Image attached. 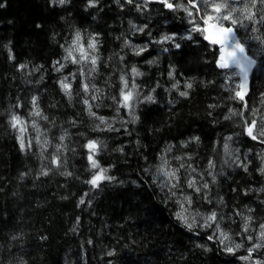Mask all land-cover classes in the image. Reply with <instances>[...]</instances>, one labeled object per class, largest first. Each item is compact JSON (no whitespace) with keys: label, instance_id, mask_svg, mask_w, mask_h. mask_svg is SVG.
<instances>
[{"label":"trees","instance_id":"16d2710c","mask_svg":"<svg viewBox=\"0 0 264 264\" xmlns=\"http://www.w3.org/2000/svg\"><path fill=\"white\" fill-rule=\"evenodd\" d=\"M262 8L254 9L257 18ZM187 19L146 0H98L95 7L88 0H0V264H264V247L253 248L264 224V23L244 22L258 29L245 28L257 49L237 29L256 60L240 101L232 98L238 76L217 68L218 52L199 33L182 38L191 28ZM77 32L85 46L98 41L97 70L90 75V64L65 59ZM165 35L174 41L158 43ZM139 48L147 50L137 55ZM132 67L142 75L133 76ZM121 76L137 85L131 114L117 103ZM65 77L71 99L60 87ZM82 83L89 84L87 93ZM149 95L154 102L144 100ZM33 97L47 120L31 115ZM84 99L104 124L88 115ZM13 115L26 122L23 150ZM252 121L255 140L246 134ZM89 140L98 142L94 158L113 178L98 187L86 183L99 171L87 159ZM163 160L168 170L184 164L176 196L160 187ZM193 178L199 193L187 187ZM177 200L203 218L215 211L231 241L220 244L216 225L202 226L200 219L189 230L176 218ZM245 217H251L247 232ZM234 242L242 246L225 251Z\"/></svg>","mask_w":264,"mask_h":264},{"label":"snow or ice","instance_id":"6c2138e0","mask_svg":"<svg viewBox=\"0 0 264 264\" xmlns=\"http://www.w3.org/2000/svg\"><path fill=\"white\" fill-rule=\"evenodd\" d=\"M54 2H57V0H54ZM119 2V0H117ZM128 3H132L133 0H127ZM156 2L162 4L165 8L176 12V11H182L187 19V23L191 25V28L188 30V35L186 37H182L184 39L191 40L192 33H199V35L203 38L204 41H207L209 46L213 47L214 51L218 52V56L216 58V65L218 68L222 70H237L234 71L232 74L240 76L242 79V82L237 86L240 91L235 92V96L232 97L233 99L238 98L240 101L245 100L246 92L244 89L246 88V81H247V75L249 69L252 67V65L255 63L253 58L248 55V52L246 50L245 44L241 42L240 39L237 37V29L238 28H246L248 29V25H246L244 22L248 21L250 24L255 25L258 23H264V14H261L259 18H257V11H254V9L257 8V5L264 6V0H177V2H173V0H156ZM59 4L66 3V0H58ZM98 3V0H88V7H95ZM239 5V6H238ZM262 12H264V8L261 9ZM135 27V26H133ZM139 31H143V28L138 29ZM252 32L258 31L255 27H251L248 29ZM175 36H169L165 35L162 37L160 42L165 41H174ZM256 39H260V37H256ZM97 44L98 41L93 37L90 39L86 46L81 43V34L80 32H77L75 34V39L73 40L72 44L65 49L67 52V56L65 59H71V62L73 64H80L84 63L85 65L90 64L91 67L88 69L89 75L97 70V62L99 60V57L94 55L97 51ZM176 48H179V44H175ZM146 48H139L136 50V54L140 55L142 52L146 51ZM167 50V49H165ZM74 53H78L77 55H74ZM59 64V62H57ZM149 63H152V61H149ZM24 66L21 65V68ZM64 65L60 64V67H58L56 70L60 71L61 68H63ZM131 72L133 76H140L142 73H140L136 67H132ZM81 75H84L83 69H81ZM171 75V73H170ZM120 80L122 82V87L120 89V99L117 101L116 97H113L114 101H117L120 107L127 108L130 110L133 108L132 101L136 98L135 89L137 85L133 83L131 85V88L129 87V82L127 79H125L124 76L120 77ZM61 90L71 99L72 96V86L70 83H68V78L65 77L60 82ZM175 87V85H174ZM187 88H192V84L189 83L186 85ZM92 88L95 89L96 92H99V89L95 88V85H92ZM82 89L85 93L89 91V84L88 83H82ZM127 89V91H125ZM181 96H187V92H180ZM92 100H96L97 96L93 95L91 97ZM145 101L154 102V97L149 95L144 97ZM83 103L87 107V112L90 117H96V113L92 111L93 105L89 102L88 99H84ZM32 104L33 108L35 109L33 112H31L32 116L41 117L42 119L47 120L46 116H41V112L38 109L37 106V98H32ZM245 108H247V104L244 105ZM100 120L101 124H104L105 118L104 117H96ZM229 117H225V119H228ZM138 119V117H133V120ZM11 127L14 129H17L20 135L17 137V139L20 141V147L21 150L25 148L24 144V133L27 132V126L26 122L21 119L18 115H13L10 120ZM256 126V122L252 121L251 125L247 128V134L252 139H257V136L253 134V129ZM99 127V125H97ZM111 128V125L108 126ZM32 128L37 132L36 141L37 143H40L39 140V127L36 124L35 121L32 122ZM260 135L264 136V129L261 130ZM195 139H198L195 138ZM228 139H231V137H228ZM60 140H64V136L60 137ZM44 144H47V141H44ZM28 147H31V141L28 144ZM85 147L88 149V156L87 159L89 161V164L92 169H99L98 172H96L92 178L86 183L91 184L93 187H98L99 183L103 180H111L112 177H109L105 175L107 172V169L101 168L99 165V162L94 158L95 155L98 152L99 144L96 140H89ZM57 152L60 151V146H57ZM171 149H169L170 151ZM224 150L227 153L228 152V144H224ZM163 159V158H162ZM177 160L182 159V157H176ZM52 163L56 165L57 167L60 166V160L58 156H53ZM168 161L163 160V164L158 168L157 173L158 175H162L165 180L161 182L160 187L163 190V188L168 187L169 192L172 196H176V192L173 191V189H177L180 187V177L178 176V172L180 168L184 167V164H180L179 168L168 170L167 166ZM214 167L212 162H209V168ZM195 171V169H193ZM260 171L264 173V168H261ZM43 175H47V172H42ZM64 175H71V173H62ZM213 179H215L213 177ZM187 187L193 189L196 193H199L201 191L200 187L196 186L195 179H189L187 180ZM208 184L205 183L203 185V188H207ZM184 201L187 202L188 205L192 204V198L191 196H185ZM182 211L177 212L176 218L180 220L189 230H192L193 224L196 223L195 218L193 217V220L191 223H189L188 217L184 214L187 209L184 208V203L177 200L176 201ZM81 203H84L83 200H81ZM199 215V213H197ZM205 219V225L206 227H211L212 224L216 225V229L219 232V243L224 245L225 242H230L231 237L228 235V233L220 230V224L217 222V214L215 211L211 212ZM251 220V217H245V224L243 225V230L245 232L248 231L249 224L248 221ZM261 232H260V239L264 240V224L260 225ZM215 235V234H214ZM249 240L252 239L251 236L247 237ZM209 240L213 239V236L208 237ZM242 245L239 243H236L233 246H225V251L229 253L234 252L235 249H239ZM254 248H260L264 247V244L257 243L253 246ZM253 251V248H249L248 252L251 253ZM109 255H112V253H109ZM240 259L247 260L249 259V256L240 257ZM259 264V262H257Z\"/></svg>","mask_w":264,"mask_h":264},{"label":"rangeland","instance_id":"374dc122","mask_svg":"<svg viewBox=\"0 0 264 264\" xmlns=\"http://www.w3.org/2000/svg\"><path fill=\"white\" fill-rule=\"evenodd\" d=\"M239 6V5H238ZM241 31H243L244 33H245V35H246V33H247V31L245 32V28H241ZM248 35H249V32L247 33ZM247 40L251 43V49L253 48V49H257V47H256V41H255V39L254 38H252V37H250V35L249 36H247ZM234 71V70H233ZM131 81L129 82V87L131 88ZM127 90V89H126ZM254 133H255V131H254ZM264 161V160H263ZM158 178H161L163 181L165 180V178L162 176V175H158ZM188 211L189 210H187L184 214L189 218V219H191V220H193V217L195 218V221H196V223L195 224H197L198 223V220L200 219L201 220V222H200V224L203 226V225H205V219L203 218V216H202V214H199V215H197V213H199V212H197V213H193V214H190V213H188ZM260 232H261V228L259 227L258 228V230H257V232L255 233V235L253 236L254 237V243H256L257 241L259 242V243H262L263 242V240H261L260 239ZM250 234H254V233H250ZM236 243L234 242V243H232V246L234 247V245H235ZM254 246V245H253ZM254 248V247H253ZM234 250H235V248H234Z\"/></svg>","mask_w":264,"mask_h":264},{"label":"water","instance_id":"95a60500","mask_svg":"<svg viewBox=\"0 0 264 264\" xmlns=\"http://www.w3.org/2000/svg\"><path fill=\"white\" fill-rule=\"evenodd\" d=\"M148 2H152V1H155V0H147ZM238 37V36H237ZM205 43H207V41H204ZM208 44V43H207ZM247 50V49H246ZM249 55V54H248ZM250 56V55H249ZM253 60L255 61V63L252 65V67L249 69V71H248V75H247V81H246V88L244 89V91L246 92V95H245V97L247 96V94H248V92H249V84H250V78H251V76H252V74H253V72H254V70H255V68H256V60L253 58ZM217 66V65H216ZM218 68V67H217ZM219 70H221V71H228V70H222V69H220V68H218ZM235 71H237V70H235ZM238 79H239V84L242 82V79H241V77L240 76H238ZM241 89H239V91H240ZM254 130H255V128L253 129V132H254ZM246 134H247V132H246ZM248 135V134H247ZM249 136V135H248Z\"/></svg>","mask_w":264,"mask_h":264},{"label":"bare ground","instance_id":"6f19581e","mask_svg":"<svg viewBox=\"0 0 264 264\" xmlns=\"http://www.w3.org/2000/svg\"><path fill=\"white\" fill-rule=\"evenodd\" d=\"M157 3V2H156ZM160 4V3H159ZM243 32V31H242ZM184 34V33H183ZM188 34V33H187ZM204 41V40H203ZM239 100V99H238ZM257 127V126H256ZM255 135V134H254ZM260 173V172H259Z\"/></svg>","mask_w":264,"mask_h":264},{"label":"flooded vegetation","instance_id":"af4514ba","mask_svg":"<svg viewBox=\"0 0 264 264\" xmlns=\"http://www.w3.org/2000/svg\"><path fill=\"white\" fill-rule=\"evenodd\" d=\"M156 2V1H155ZM174 2H176V0H174ZM158 3V2H157Z\"/></svg>","mask_w":264,"mask_h":264}]
</instances>
